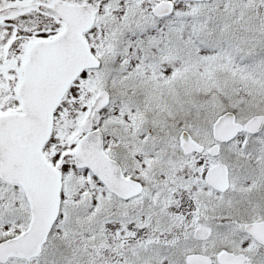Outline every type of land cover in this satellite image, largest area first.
<instances>
[{"label": "snow or ice", "instance_id": "snow-or-ice-1", "mask_svg": "<svg viewBox=\"0 0 264 264\" xmlns=\"http://www.w3.org/2000/svg\"><path fill=\"white\" fill-rule=\"evenodd\" d=\"M0 264H264V0H0Z\"/></svg>", "mask_w": 264, "mask_h": 264}]
</instances>
